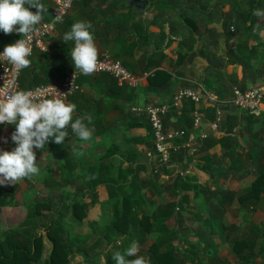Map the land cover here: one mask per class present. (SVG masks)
<instances>
[{"label": "trees", "instance_id": "16d2710c", "mask_svg": "<svg viewBox=\"0 0 264 264\" xmlns=\"http://www.w3.org/2000/svg\"><path fill=\"white\" fill-rule=\"evenodd\" d=\"M188 23L190 26L188 44H191L189 46V50L191 51L188 50L187 52L179 54L178 66L176 68L187 59L188 62H192L198 55L197 51L194 50V44L196 42L194 33L198 31V24L190 18L188 19ZM229 23V18L222 21L223 34L227 42L232 39L230 35L232 31ZM206 31L207 35L200 39L204 43H209V52L206 56L209 65L206 70L210 71V74H214V77H216V75H220L214 67V60L218 59L217 47L219 34L215 28ZM164 38L162 36V40ZM243 45H245L244 42L241 47L243 51L240 52L244 54L243 57H246L251 65H254L256 49L253 48L249 51V48ZM164 58L165 55L163 52H155L153 54L146 53L141 65H131L123 61L124 66L134 74L148 73V84L137 88L119 86L117 79L109 73L99 74L98 76L101 78V81L106 84L107 92L105 95L113 103L111 107L114 109H125L123 99L137 103L135 99L139 96V91L147 95L149 93H162L164 90L171 88L175 71L161 68ZM30 60L31 65L23 69L21 77V89L23 90H29L39 84L62 80L68 74L67 63L62 61L57 65H51L47 62L37 66L33 59ZM218 61L220 60L218 59ZM254 79L256 77L252 80ZM205 86L209 90L215 89L216 96L220 101L232 100L234 98L235 87H239L243 91L247 89L244 84H239V86L230 85L225 77L219 82H215L214 85H208L205 82ZM79 92L75 95L79 94ZM94 105L88 107L87 110H96ZM217 106V104L207 102L206 100L202 102L200 111L204 114L203 120L205 122H213L216 120ZM182 110L185 111V116L181 126L178 128L185 130L187 132L186 136L188 137L191 129L194 127L193 112L196 110V104L191 100H186ZM102 111L103 108H98L96 114L100 117ZM130 113L136 121L139 120L138 124L133 123L132 125L146 126L148 136L144 141L148 143V149L154 150V137L152 127L148 120L142 115ZM176 113L178 111L175 109L169 113L165 120L166 125L168 124V119L172 115H176ZM90 118V121L86 118L84 123H90L95 119V116H91ZM260 121H263V123H260ZM237 128L240 132H236ZM259 130L264 132V118L257 117L250 112H242V114L235 111L228 112L225 122L221 124L220 130L215 133H210L203 139L198 149L199 152H204L217 143H220L222 146L223 162L216 170H207L209 173L211 172V177L215 178V175H219V177L227 179L229 183H231L230 178L243 180L249 177V179H252L251 188L245 193L238 195L237 191L231 188V186L221 184L215 189H212L210 185L198 183L195 177L181 176L178 171L181 167L184 168L186 166V159L185 152H180V148H178L179 151H173L171 154V162L175 165L171 168L165 165L163 166V168L168 169L164 173H171V171H176L177 173L175 180L176 187L173 188V191L178 200L173 202L167 201L163 195L162 190H166L164 186L161 187L163 184H159L160 187L156 185L163 174L162 170L158 169L156 172L155 169L157 168H155L150 173L146 172L147 166L149 165V159L147 157V159H141L137 165H135L134 159L128 157L129 160H132V163L130 162L126 168H122V165H119L118 175H114V164L109 161V157L119 151L121 144L112 142L108 146L107 152L101 156L97 155L96 152H92L94 153L95 161L88 160V187L76 188V179L73 177L68 178V182L63 183L56 178L54 180L56 185L60 187L72 185L74 187V199L72 198L73 200H70V202L62 200V198L35 202L27 216L21 220V225L18 228L4 231L3 237H0V264H37L43 259L46 240L51 245V251L45 259L44 264H70L72 254L74 255L77 251L87 253L88 249L92 246L90 243L94 234L93 232L82 234L81 232H77L76 228L84 223L89 208L94 207L98 203V188L101 185L109 189V206L113 210V217L110 224L106 227L105 234L109 238L113 234L124 236L119 242L120 246L115 245V240V242H112V246L119 247V252L121 253L133 241L145 243L147 242V235L154 234V241L148 246V255L145 256L150 261V264H205L204 257L208 264H230L226 257L220 256V241H225L227 244L232 245L233 251L239 256L240 260V257H245L243 261H240L241 264L262 263L263 258L260 256H264V252L262 255L258 253V257H253L250 254V252H255L258 244L264 240L259 235H253V231L259 222H255L256 220L252 217L248 221L252 226L251 229L242 231L240 236H237L232 231L235 227L233 224L226 225L223 222L226 211L230 209L235 199L239 201L243 210L250 206L254 208L260 202L264 203V139ZM73 135H75L74 130L71 134H68L65 140H68ZM101 135L105 140L114 139L116 129L114 127H106V130ZM187 137L177 139L175 146L177 147L182 142L184 143ZM246 148L247 150L245 151L244 149ZM42 150L51 153L64 152V167L66 166L70 169L75 164L70 152L67 150V145L58 147L57 143L50 141L48 144H45ZM120 153L123 154L122 151ZM142 154H145V152H142ZM226 160L228 161L227 164H225ZM143 172H146V175L140 178ZM130 174L131 176H129ZM46 184L48 185L49 183ZM5 188L6 184L0 186V203L5 202L4 196L7 194L3 193ZM143 190L146 191L147 199L154 202L153 204H156L155 208L150 212L147 211L145 206ZM181 190H192L194 192V198L191 199L189 194H181ZM66 193L64 191V194ZM84 193H90L92 195V199L89 202L76 200L78 194ZM197 198H200L201 201L197 202ZM60 199L61 201L59 203ZM199 207H201L200 213ZM195 208L198 209L197 213L199 216L202 214L199 227L195 231L196 235L192 234L197 237V240L192 243L189 242L191 244L187 246L180 239V234L176 231L175 227L177 224L183 223V212L188 211L194 213L192 210H195ZM203 214H205V217ZM99 240V238H96L93 243H97ZM177 242L179 243L177 244ZM139 247L143 249L142 246ZM110 250L112 254L111 256L108 255V264H116L112 259L115 252L112 249ZM94 257L96 258L97 255ZM259 257L261 258L260 260ZM126 258L132 259L134 257Z\"/></svg>", "mask_w": 264, "mask_h": 264}, {"label": "crops", "instance_id": "0c3cea01", "mask_svg": "<svg viewBox=\"0 0 264 264\" xmlns=\"http://www.w3.org/2000/svg\"><path fill=\"white\" fill-rule=\"evenodd\" d=\"M131 1L132 0H78L74 4L65 22L58 25L51 39L49 50L46 52L38 51L34 57H32L35 64L38 66L48 62L51 65H57L62 61L67 63V73L76 70L70 57L74 42L63 41V36L66 32L70 31L73 23L85 20L90 21L93 25L91 31L93 32L94 40L98 48V57L102 56L105 51H108L114 58L120 60L122 63L125 61L131 65H141L146 53L153 54L155 52H163L165 55L161 68L175 71L171 88L164 90L162 93H149L147 95L139 91V96L135 99L137 103L168 101L173 96V93L185 87L184 85L191 86L202 84L205 86V82L207 84L209 83V77L212 78L209 80L210 85L219 82L222 76L225 77L228 82H235L237 79L239 80V77L241 78V75L243 76V70L246 71L244 73L246 77L242 83L246 85L247 89L264 86V40L260 39L258 34L253 33V27L257 24L260 25L261 29H264V17H257L252 14L255 9L264 10V0H227L234 10L233 15L229 17V24L230 26H234L236 31L231 32L230 35L232 39L229 42L226 41L228 44L234 42L230 45V49L224 52L228 57L221 51V54L224 55L223 57H226V60H222L223 58L219 57L218 59L220 61H218V59L214 60V67L218 71L217 73L220 74L219 76L216 75V77H214V74L211 75L210 71L206 70L209 65V61L206 58L209 52V43H204L203 40L200 39L207 35L206 30L215 28L219 34L218 41L221 42V40H224L225 42L226 38L223 34L222 22L219 21L220 18L218 19L216 16L209 17L208 12L214 9L219 11L226 0H147L148 3L143 10H139ZM40 2L48 9L41 21L43 22L50 19L54 0H40ZM32 11H36V9L33 8ZM189 18L198 24V31L194 33V37L196 38L194 50L197 51L198 55L192 62H188L187 59L176 68V66H178L177 61L179 60V54L187 52L191 45L188 44V39L190 38ZM15 27H19V25ZM242 35L246 37L245 40L239 39ZM162 36L165 37L163 40ZM19 38H21V34L18 32L5 34L0 30V50L4 49L8 44L14 43ZM243 42L245 43L243 46L249 48V51L253 48L256 49L254 65H251L247 58L243 57L244 54L240 52L243 51L241 49ZM221 46H223L222 42ZM204 71H207L206 74ZM136 74L143 76L140 86L148 84V75L146 76V73ZM98 75L99 74L81 75L79 79L81 91L68 100V102L77 105L74 110L73 120L80 117H83L85 120L86 118L95 116V119L86 125L93 130L94 136L91 138H95L96 136V138L99 139L97 140L99 142L95 145L100 144L102 147H105V152L97 153V155H104L108 150V146L112 142H117L121 144L119 151L114 154L118 155L117 160L120 157L118 164L122 165V168H126L132 161L128 159V157H130L134 159L133 161L135 165H137L141 159H147L142 152H145V149L148 147V143L144 141L148 136V130L145 125H132L133 123L138 124L139 122V120L136 121L134 116L126 109V105L129 103L133 104V101L129 102L123 99V106H125L123 110L111 107L113 103L108 96L105 95L107 92L106 84L101 81ZM254 77H256V79L252 80ZM239 84L241 83L239 82ZM209 91L213 93L216 92L215 89ZM91 105H94L96 110L98 108H103L100 117L96 114V110H87ZM222 107L225 111H235L242 114V112L233 105L228 107L224 104ZM182 109L180 112L176 113V115H172L168 119L167 126L169 128H178L181 126L185 116V111ZM114 114L115 116L113 118L110 117V115ZM106 127H114L116 129L114 139L105 140L103 138L101 134L106 130ZM204 127H207V123L204 124ZM117 131H119L118 135L121 136L119 139ZM236 132H239L238 128ZM261 135L264 139V132H261ZM201 139L202 128L193 127L189 134V140L187 139L185 141L189 146L187 148H180V152H185V158L188 155L187 149L189 147L193 148V146H195L194 142L197 146L201 144ZM66 144H69V140L64 141V144H58V147H64ZM92 148L93 146L91 145L87 146L83 151L80 150L82 157L87 156L88 151L91 153L94 152ZM198 149H196L194 154L197 166L193 169L192 177H195L198 183L202 185L217 187L218 185L224 184L230 186L231 184L227 179L221 178L219 175H215V178H213L210 175L211 172L209 173V171H207L216 170L223 162L221 144L217 143L204 152H199ZM120 151H122L123 154H121ZM114 155H110V162H114V160H112ZM227 163L228 161L226 160L225 164ZM150 169L148 165L146 172L149 173ZM180 169L182 170L183 167ZM146 172L141 173L140 178L145 177ZM129 176H131V174ZM166 179H169V176L168 178L166 177ZM230 180L232 184L241 182V179L238 178H230ZM181 191V194H189L191 199L194 198V192L192 190ZM197 199L199 202L201 201L200 198ZM234 208H238L239 212H243L240 203L234 201L233 205L226 213ZM186 212L189 213L188 211Z\"/></svg>", "mask_w": 264, "mask_h": 264}, {"label": "rangeland", "instance_id": "374dc122", "mask_svg": "<svg viewBox=\"0 0 264 264\" xmlns=\"http://www.w3.org/2000/svg\"><path fill=\"white\" fill-rule=\"evenodd\" d=\"M223 4H224L223 7L220 8L219 11H217V9H214L211 12H208L209 13V14L207 13L208 16L209 17L216 16L218 19L220 18L219 21L221 22L224 19L231 17L234 11L232 8V5L228 3L227 0ZM51 18H52V13H51L50 19ZM239 39L245 40L246 37L242 35V37L240 36ZM221 42L223 43L224 47L221 46ZM221 42L218 43V47H217L218 53L217 54L219 58H223L222 60L224 59L226 60V57H223L224 55L221 54V51H223V53L225 51H228L230 49V45L234 42H232L231 44H228L226 40L225 42L224 40H221ZM30 59L32 58L30 57ZM245 72L246 71L243 70V73H242L243 76L241 75V78L239 77V80L237 79V81L235 82L230 81L229 82L230 85L239 86V82L243 84L242 81H244L246 77L245 76L246 74H244ZM204 73L206 74V71H204ZM211 79L212 78L209 77V80ZM222 79H224L223 76L220 78V80ZM209 80H208L209 82L208 84L210 85ZM114 116L115 114L110 115V117L112 118ZM260 123H263V121H260ZM118 134H119V131H117V135ZM92 136H94V134ZM119 138H121L120 135H118V139ZM68 140H69V144H66L67 150L70 152L71 158L73 162L75 163L72 165V168L69 169L66 166L64 167V164H65V161L63 159L64 152L61 153L60 151L59 153H53V152L51 153V152L43 151L42 149H35L36 154H37V165L40 169L39 175L33 176L32 178H26L20 182H17L15 185L11 183L6 184V188L3 190V193H7L6 196H4L5 202L0 203V237H3L4 231H7L9 229L18 228L21 225V220L27 216L28 212L33 208V205L35 204V202L39 200L40 201L41 200L48 201L50 199L55 200L58 198H62V200H67V202H70V200L72 201L74 199L73 198L75 196L74 187L72 185H66V186L60 187L59 185H56L54 182L56 178L60 180L61 183H63V182H68L67 181L69 180L68 178L73 177L74 179H76V182H75L76 188L77 187L78 188L88 187V183H87L88 160L93 162L95 161V157H94V153H91L89 151L87 152V156L82 157L80 150L83 151L86 149L87 146L92 145L93 146L92 149H94V152L103 153L105 152V147H102L100 144L95 145L99 142L97 141L99 139L96 138V136L95 138L93 137L87 140L86 142L81 140L76 135H73ZM199 147H200V144L196 147V149H198ZM13 149L14 147L12 148V150ZM146 150L147 149H145V151ZM117 158H118V155H114L112 157V160H114L113 162L114 164L113 174L114 175H118V171H119L118 162L120 161V157L118 160ZM191 160L195 163V165L193 166V169H194L197 166V162L195 160L194 155H192ZM163 166H157L159 170H162L163 174L161 175L159 182L156 183V185L160 187V185L163 184L161 185V187L164 186L166 188V190H162L163 195L165 196L167 201L173 202V201L178 200L176 194L173 191V188L176 187L175 180H176L177 173L176 171H171V173H164L165 171H168V169L163 168ZM193 169L191 171V174L186 175L187 177L193 176V173H192ZM150 170H149V173H150ZM168 176H169V179H166V177L168 178ZM46 183H49L51 185L49 186V184L47 185ZM230 184H231L230 185L231 188L237 190V195H238L251 188L252 179H249V177H247L241 180V182H237L233 184L230 183ZM53 186H55V188H53ZM210 187L212 189L216 188L211 185ZM64 191H66L67 193L64 194ZM142 192H143V196L145 199V206L147 208V211L150 212L155 208L156 204H153L154 202L147 199L146 191L143 190ZM91 199H92V195L90 193H84L80 195L78 194V197L76 198V200L78 201H85V202H89ZM109 199H110L109 189L106 186L101 185L98 188V203L94 207L89 208V212H88V215L86 216L84 223L81 226L76 228V231L81 232L82 234H88L90 232H93L94 236L91 238V243H90L92 246L91 248L88 249L87 253H84L83 251H77L74 255L72 254V256L70 257V264H108V258L112 254V251L110 249H112L114 252L119 251V247L117 246H120L119 242L122 238H124V236L119 235V234H113V236L109 238L108 236L106 237V234H105L106 227L108 226V224H110V221L113 217V210H112V207L109 206L110 204ZM60 201L61 199L59 200V203ZM197 201L199 202L198 199ZM234 201L239 203L237 199H235ZM197 210H198L197 208H195V210H192L194 213L183 212V219H184L183 223L182 224L179 223L175 227L176 231L179 232L180 234V239L184 243H186L187 246L197 240L196 239L197 237L192 235V234L196 235L195 231L199 227V224H200L199 221L202 215L201 214L199 216L197 213ZM200 212H201V207H199V213ZM252 217L253 219L256 218L255 222H259L253 231V235L254 236L259 235L262 237V239H264V203L260 202V204H258L254 208L252 206L247 207L243 210V212H239L238 208L231 209L229 210L228 213H226V216H224L223 221L225 222L226 225L233 224V226L235 227L233 228L232 231H234V233L237 234V236H240L242 234V231H248L251 229L252 226L250 223H248V221ZM154 237H155L154 234H149L147 235V242L139 243V246L143 247V249L139 247V255H143V256L148 255L147 249H148V246L154 241ZM96 238H99L100 240L97 243H93L95 242ZM114 240L116 241L115 243V245H117L116 247L115 245L114 247L112 246L113 244L112 242H115ZM178 243L179 242H177V244ZM50 251H51V245L48 242V240H46L45 241V253H44L43 259L37 264H44L45 259L48 257ZM263 252H264V240H262L258 244L255 252H250V254L253 255V257L255 256L258 257V253H261L262 255ZM96 255L97 257L95 258L94 256ZM220 256L226 257L229 260L230 264H241L240 261L241 260L243 261L245 259V257H240L241 258L240 260L239 256L233 251L232 245L227 244L225 241H220ZM260 257L263 258V261L262 263H259V264H264V256H260ZM260 257H259V260L261 259ZM204 259H205V264H208L206 263L205 257Z\"/></svg>", "mask_w": 264, "mask_h": 264}, {"label": "clouds", "instance_id": "9594fccd", "mask_svg": "<svg viewBox=\"0 0 264 264\" xmlns=\"http://www.w3.org/2000/svg\"><path fill=\"white\" fill-rule=\"evenodd\" d=\"M33 8L36 11H32ZM47 11L40 0H0V30L5 34L18 32L22 37L5 46L0 61L10 63L16 71L31 65L32 34ZM252 14L264 17V10L255 9ZM92 29L90 21L80 20L73 23L63 36V41L74 42L70 57L76 72L86 76L93 74L98 67V48ZM253 33L264 40V29L259 24L253 27ZM65 94L60 92L51 98L37 99L27 90H17L9 95L7 82L0 87V124L16 125L12 141L17 145L11 151L0 153V184L15 185L25 178L39 175L35 149H43L50 141L64 144L69 126L81 140L91 139L93 130L84 123L83 117L73 120L77 105L67 102ZM112 259L116 264H150L145 256L139 255L136 241L123 253L115 252Z\"/></svg>", "mask_w": 264, "mask_h": 264}, {"label": "built area", "instance_id": "2783aa9c", "mask_svg": "<svg viewBox=\"0 0 264 264\" xmlns=\"http://www.w3.org/2000/svg\"><path fill=\"white\" fill-rule=\"evenodd\" d=\"M78 0H54L52 9V18L40 22L36 26V31L32 34V56L36 52H46L49 50V45L54 36L59 24L64 23ZM231 31L235 32L234 26H231ZM22 38V37H21ZM19 38V39H21ZM15 43V42H14ZM47 50V51H48ZM4 49L0 50L2 53ZM29 57V58H30ZM23 69L16 71L10 63L0 61V87H3L7 82L8 94L21 89V77ZM109 73L117 79L119 86H127L137 88L141 85L143 76L132 73L124 64L113 57V55L105 51L102 56L98 57V67L93 74ZM81 73L76 70L68 73L62 80L47 84H39L27 91H31L37 99L51 98L52 95L66 93L67 102L77 92L81 90L80 77ZM146 76L148 73L145 74ZM145 76V77H146ZM191 100L196 104V110L193 112L194 128H202V139H205L210 133L218 132L226 120V115L229 111H225L222 107L226 104L228 107L235 106L240 112H250L257 117L264 118V86L252 87L247 90H241L239 87L234 88V98L229 101L218 100L215 93L209 91L202 84L185 86L173 93L171 99L165 102H149V103H133L129 104L126 109L136 115H142L152 127L154 137V150L148 149L145 151V156L149 159V166L152 169L157 166L173 167L175 164L171 162V154L178 148H187L189 144L182 142L177 147L176 140L186 138L187 132L179 128H169L165 124L169 113L175 109L178 112L183 108L184 102ZM213 102L217 104L216 120L213 122H205L204 114L200 108L203 101ZM228 109V108H227ZM207 123V127L204 124ZM16 130L15 124H0V153L3 151H11L17 146L12 141V134ZM189 140V136L187 137ZM194 145H197L194 142ZM201 145V144H200ZM193 146L187 149L186 166L181 170V176L191 174L195 163L191 160L195 154L196 147ZM200 148V147H199ZM196 160V159H195ZM158 171V168L155 169ZM3 184H0V186Z\"/></svg>", "mask_w": 264, "mask_h": 264}, {"label": "water", "instance_id": "95a60500", "mask_svg": "<svg viewBox=\"0 0 264 264\" xmlns=\"http://www.w3.org/2000/svg\"><path fill=\"white\" fill-rule=\"evenodd\" d=\"M132 4H134L139 10H143L145 6L147 5V0H132ZM68 134H71L73 132V129L71 127L67 128Z\"/></svg>", "mask_w": 264, "mask_h": 264}]
</instances>
